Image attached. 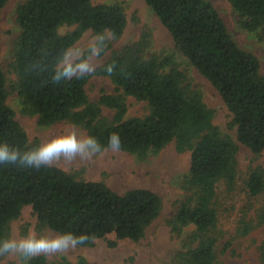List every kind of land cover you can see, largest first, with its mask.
<instances>
[{
	"label": "trees",
	"instance_id": "16d2710c",
	"mask_svg": "<svg viewBox=\"0 0 264 264\" xmlns=\"http://www.w3.org/2000/svg\"><path fill=\"white\" fill-rule=\"evenodd\" d=\"M9 1L0 0V16ZM228 1L239 28L264 42V0ZM145 2L170 33L175 51L151 53V34L144 32L138 42L113 53L92 74L59 82L52 79L54 72L63 67L65 51L69 53L85 32L109 34L114 40L124 34L125 8L119 2L95 5L92 0L21 3L15 13L20 36L13 47L21 113L36 116L45 128L71 123L101 145H107L110 134L118 133L120 151L140 161L171 143L180 154L190 152V169L181 178L186 196L171 221L174 232L182 237L172 264H215L221 239L218 188L224 184L230 191L235 189L239 145L255 158L264 152V75L259 59L235 42L209 1ZM64 26L75 28L60 34ZM89 55L87 51L82 58ZM183 64L196 69L218 91L231 114L229 126L236 138L214 124V111L205 104L202 89L189 80ZM92 76L109 78L120 94L103 93L97 102L90 101L86 86ZM126 97L147 103L149 114L125 119ZM7 99L0 66V142L22 151L40 145L38 139L29 141ZM103 107L114 111L112 120L103 117ZM244 184L251 197L264 195V168H251ZM27 206L41 229L87 236L80 247L107 240L114 249L121 241L142 240L161 215L163 202L149 189L119 194L103 182L77 180L51 165L39 169L0 165V241L8 238L11 222ZM259 219V224L264 223V207ZM248 232L246 228L243 234ZM110 236L114 240H108ZM259 253L264 264V241ZM25 264L72 263L66 258L49 262L38 255ZM76 264L92 263L80 257Z\"/></svg>",
	"mask_w": 264,
	"mask_h": 264
},
{
	"label": "rangeland",
	"instance_id": "374dc122",
	"mask_svg": "<svg viewBox=\"0 0 264 264\" xmlns=\"http://www.w3.org/2000/svg\"><path fill=\"white\" fill-rule=\"evenodd\" d=\"M25 1L10 0L0 16V66L6 78L7 104L15 112L16 120L27 133L30 142L38 139L41 144L47 143L71 131L81 136L87 135L86 131L80 127L67 122L46 128L41 127L36 116H26L21 113L13 47L20 36V30L15 21L16 9ZM207 1L219 12L235 42L259 59L261 72L264 75V42L239 28L237 15L228 0ZM92 2L95 5L121 3L125 8L127 27L119 39L114 40L109 34L103 36V46L100 43V36L91 31L85 32L68 53L69 65L81 59L93 45H96L100 49L99 54L91 57V63L96 69L102 66L113 53L138 42L144 32L151 34V53L175 51L170 33L147 6L145 0H92ZM74 28L64 26L60 28V34L70 32ZM102 50H105L104 53L101 52ZM180 61L182 62V59ZM182 67L186 69L192 84L202 89L205 104L215 113L214 124L224 134L236 138L235 131L229 126L231 114L218 91L196 69L188 68L184 64ZM86 91L92 102H97L103 93L120 94L109 78L100 76L90 78ZM125 102L127 105L125 119L144 117L150 112L147 103L137 101L133 97H126ZM102 115L112 120L114 111L103 107ZM190 163L191 153H178L173 143L145 161H140L135 156L121 151H106L90 159L77 157L73 160L54 161L51 166L60 168L77 180L103 182L119 194L137 188L149 189L161 197L163 208L159 218L149 227L145 237L139 242L125 240L111 249L108 247L107 240H99L92 247L76 245L66 250L40 255L45 256L49 262L66 258L72 264H76L80 257H85L92 264H172L175 254L180 250L182 237L174 232L171 221L179 203L186 196L181 178L188 173ZM256 166L264 168V152L255 158L247 148L239 145V174L235 189L230 191L224 184H220L218 188V230L221 232V239L217 247L215 264H260L259 248L264 241V223L259 224V213L264 207V195L257 198L251 197L244 184L250 169ZM246 228L249 232L243 234ZM29 232L49 238L59 235L47 228L41 229L32 208L27 206L20 217L11 222L7 239L19 241ZM187 232L184 230L183 234ZM108 240H114V237L110 236ZM29 259H22L18 253L4 254L1 255L0 264H25Z\"/></svg>",
	"mask_w": 264,
	"mask_h": 264
},
{
	"label": "clouds",
	"instance_id": "9594fccd",
	"mask_svg": "<svg viewBox=\"0 0 264 264\" xmlns=\"http://www.w3.org/2000/svg\"><path fill=\"white\" fill-rule=\"evenodd\" d=\"M100 43L104 41L101 36ZM91 55L71 63L68 61L67 50L60 61L64 66L55 71L52 79L61 81L71 79L74 76H83L95 71L91 63V57L99 54V47L93 45L89 49ZM111 71V69H109ZM121 150V138L118 133H112L108 137L107 145H101L94 137L78 135L75 131L62 134L47 143L40 144L28 150H20L5 142H0V165H15L26 168H41L50 166L60 159L73 160L77 157L90 159L102 155L106 151L119 152ZM85 235L76 236L71 232H63L55 237L37 236L29 232L21 240L6 239L0 241V255L18 253L22 259H29L42 253L56 252L75 247L87 240Z\"/></svg>",
	"mask_w": 264,
	"mask_h": 264
}]
</instances>
